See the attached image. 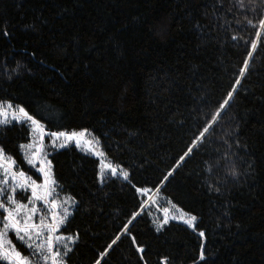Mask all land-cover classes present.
I'll return each mask as SVG.
<instances>
[{
  "label": "trees",
  "instance_id": "1",
  "mask_svg": "<svg viewBox=\"0 0 264 264\" xmlns=\"http://www.w3.org/2000/svg\"><path fill=\"white\" fill-rule=\"evenodd\" d=\"M242 2L0 0V103L23 106L47 132L87 129L130 176L99 180V160L73 144L47 151L57 189L76 200L60 230L78 236L66 264H129L119 235L148 215L137 187L220 237L213 264H264V36L247 23L264 5ZM29 140L27 122L0 125V148L35 176L19 147ZM164 243L166 264L198 252L177 232Z\"/></svg>",
  "mask_w": 264,
  "mask_h": 264
},
{
  "label": "snow or ice",
  "instance_id": "2",
  "mask_svg": "<svg viewBox=\"0 0 264 264\" xmlns=\"http://www.w3.org/2000/svg\"><path fill=\"white\" fill-rule=\"evenodd\" d=\"M218 4L223 3V0H217ZM261 4L264 5V0H261ZM241 7L243 6L242 0H240ZM228 11H231L229 8ZM248 25L256 28V36H264V16H261L256 24H253L252 19L247 21ZM258 25V27H257ZM7 35V33H5ZM232 39H237L233 36ZM251 48L255 50L256 41L251 42ZM252 51L247 53L248 57L252 56ZM244 67L240 68V76H243L247 70L249 64L246 58L243 61ZM15 71V69L13 70ZM240 78L237 77L235 83L231 85L232 91L227 93L228 99H225L223 103L219 105V109H224L231 98L233 92L236 90V86L240 84ZM219 109L217 114H219ZM217 116L212 117L216 120ZM13 121L17 123L30 122V141L27 144H21L19 147L23 152L25 162L34 168L36 172L40 174L37 179H33L32 176L28 175L23 170H16V160L11 155H6L4 150L0 148V197L7 195V199H0V261L5 264H66L65 257L73 249L70 245L76 243L78 236L76 235H57L60 227L65 223L68 216L71 215L69 207L76 203V200L72 196H67L63 200L56 198V187L57 181L55 180L52 173V165L47 160V153L44 150V138L48 136L51 138V146L53 148L67 147L69 144L74 143L79 149L82 144H86L89 150L92 151L93 155H96L99 159V171L98 179L103 181L108 173H111L113 177H121L125 181L130 180L128 171L124 170L119 164H114L107 159L105 153L98 148H94L93 144L98 145V141L88 140L87 129H80L79 131H45L44 125H42L38 119L34 118L33 115L29 114L26 109L21 105L13 106L9 102L0 103V125H8ZM206 127L200 136H203L208 132ZM200 137H197L193 141L195 144ZM192 149L189 148L188 152H185L184 156L180 159L183 160L186 156L191 153ZM39 165V167H37ZM171 175V173H169ZM232 176H236L237 173L233 169L231 171ZM42 178L41 183H37V180ZM168 177L165 176L164 180ZM9 182L10 188L9 189ZM163 183V181H161ZM211 187V186H210ZM18 189L24 190L25 192H31V195L27 196V203H22L16 199L15 193ZM148 188H136V192L141 196H147L151 192ZM218 191V189H217ZM158 192V189H157ZM37 202L43 204L44 208L48 209L47 213L40 215L39 222H35L33 217L41 214V208L37 207ZM150 202H155V197L150 199ZM141 207H144L142 204ZM62 209V213L57 211ZM179 211V210H178ZM164 219L158 221L157 230L159 231L161 226L168 223L169 209L165 208ZM136 213H133L135 218ZM50 217V219H49ZM172 218H176L173 216ZM180 219L187 225L188 228L194 229V221L196 217L193 215H187L183 212L180 213ZM131 220L129 221V224ZM124 228H128V224L124 225ZM9 232H13L16 238L24 245L31 253V256L23 254L18 250L17 246L12 243L9 239ZM200 238H205V232L200 231ZM116 241L113 240L112 244ZM133 246L136 247L137 253H143L144 248L137 244L135 238L132 240ZM112 244L108 245L104 251L100 253L101 257H104ZM204 245L201 244V249ZM33 257L38 259L33 260ZM143 255L140 256V260H143ZM200 260H204V252H200ZM167 258H163L161 264H166ZM95 264H101V260L97 259ZM144 264H147L145 261Z\"/></svg>",
  "mask_w": 264,
  "mask_h": 264
},
{
  "label": "rangeland",
  "instance_id": "3",
  "mask_svg": "<svg viewBox=\"0 0 264 264\" xmlns=\"http://www.w3.org/2000/svg\"><path fill=\"white\" fill-rule=\"evenodd\" d=\"M13 122H15V121H13ZM27 123H28L29 129H30V122H27ZM86 139L99 142V140L95 136H93L89 131H88V135L86 136ZM50 140H51L50 137L45 136L44 141H43L44 150L47 154H48L47 151L50 148H53L51 146ZM29 141H28V143H29ZM72 144L75 146L74 143H72ZM93 147L101 150L100 149V143H98V145L93 144ZM57 148H60V147H57ZM79 150L97 158L96 155L92 154V151L89 150V148L86 144H82L81 147L79 148ZM47 160H48V157H47ZM14 167L16 170H21L19 167H17V165H15ZM29 167L33 170V173L35 174V176H32L33 179H37V177H39L40 174L38 172H36V170L34 168H32L31 166H29ZM37 167H39V165H37ZM107 175H111V173H108ZM0 178H2V177H0ZM41 182H42V178L37 180V183H41ZM10 190H11V188H10V182H9L8 191H10ZM29 195H31L30 190L25 192L24 190L18 189L17 192L15 193L16 199L20 200L22 203H27V196H29ZM142 197H147V200L144 204V207H146L148 209V215L144 216L145 223L141 227H139L133 231H130V232L123 231L119 235V240H118L120 247L122 248V250L125 252V254L127 255L128 259H129V264H144V262H145L144 260H140V256L142 254L136 252V247L133 246V243H132L133 238H135L137 244L142 246L145 250L156 253L159 256V260H158V263H155V264H161L162 259L165 258V255L168 251V247L164 243V238L171 235L172 233H176V232L179 233L180 235H182L183 237H185L186 239H188L189 241H191L192 244L198 248V252H197L196 256H194L190 259H186V258H183L181 256H177V263L176 264H213V261H210L207 258V253L210 251L211 248H213L219 242L220 237L217 234L213 233L204 223H202L198 219H196L194 221V229L195 230L188 228L187 225H185L182 222V220L180 219V213L182 211L177 209L170 201H168L164 197H161L157 193H153L152 195H147V196H142ZM152 197H155L154 203L150 202V199ZM56 198L59 200H63L64 198H66V196H64L63 194H61L59 192L57 187H56ZM0 199L6 200L7 195L0 197ZM74 206L75 205H71L69 207L70 212L73 211ZM37 207L41 208L42 212H41V214H38V215L33 217L35 222H39L40 215L47 213V211H48V209L44 208L43 204L40 202H37ZM165 208L169 209L168 223L162 225L160 230L158 231L156 222L162 221L164 219L163 210ZM57 211L62 213V209H58ZM173 216H175L176 218H172ZM49 219H50V217H49ZM61 227H60L57 235L62 234L60 232ZM200 231H204L206 234L205 238L203 240L200 238V236L198 234ZM62 235H64V234H62ZM9 239L12 241L13 244H15L17 246L18 250H20L19 247H22V249H25V252H26L25 255L31 256L30 251L24 245L21 244V242L16 238V236L13 232H9ZM201 244L204 245L203 249H201ZM72 245H70V247H72ZM201 251L204 252V256H205L204 260L199 259ZM36 259H38V258L33 257V260H36Z\"/></svg>",
  "mask_w": 264,
  "mask_h": 264
}]
</instances>
